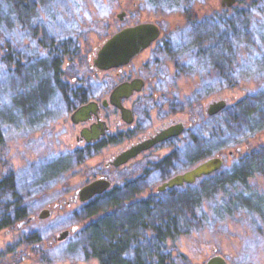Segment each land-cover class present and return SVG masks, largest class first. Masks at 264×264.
<instances>
[{
  "label": "rangeland",
  "instance_id": "rangeland-1",
  "mask_svg": "<svg viewBox=\"0 0 264 264\" xmlns=\"http://www.w3.org/2000/svg\"><path fill=\"white\" fill-rule=\"evenodd\" d=\"M220 1L201 0L200 4L197 3L195 10L191 3L188 6L196 14L198 22L202 26L208 27L207 31L200 30L201 33H205V37L212 33V27H214L212 26L214 22L213 17L218 19L222 16L230 19L233 14L245 11L249 13L251 41H254L251 45H242L240 47L244 63H242L238 74L239 77L235 73V78L231 79L232 87L228 86V83L221 85L219 80H216V86L210 87L207 82L205 83L200 80L201 67H195L193 62L190 63L191 51H188L189 39L187 40L185 36L186 33H192L193 31L188 24L183 23L182 7L168 10L164 7L165 0H142L140 1L142 6L141 12L135 21L153 19L161 27L162 33L167 40L165 44L167 53H163L164 55L161 57L160 64L158 65V74L165 79L163 84L162 82L161 84L159 83V86L168 95V100L166 99V101L172 103L175 101L177 103V113L175 115L181 119L187 118L190 122L196 117L197 120L191 125L192 131L195 135L201 136L202 139L208 140V148L211 154L209 157L216 155L222 157L223 164L218 171L225 173L230 169L231 163L240 162L238 160L244 154V150L234 148L237 145L243 144L242 142L239 143V141L249 140V142H253L252 145L261 143V141L264 142V129L257 131L256 128L247 133V128L240 126L230 131V133L238 132L240 135L237 133L236 137L231 136L227 130L231 117L230 110L228 112L222 109L220 112L212 115L213 117H210L207 115V108L212 102L219 99H224L226 101L225 106H227L243 99L246 94L255 93L257 90H264V84L259 85L264 76V0H260V4L257 3L256 5L250 4L253 0H238L231 7L222 6ZM78 4H80L81 8H84L81 11L84 13L86 24L83 38L79 43V59L70 64V67L66 69V77L69 80L73 77L94 76L88 68L89 54L93 52L95 46L101 44L102 40L132 22V14L129 12L126 0H78ZM123 11H128V15L126 12L122 16V19H119L118 14L123 13ZM233 21L235 20L233 19ZM28 32L29 29L27 27L22 30L23 35ZM219 32L221 33V29ZM226 33L227 31L225 30L224 34L226 35ZM213 39L212 37H206L207 43L201 46L202 49L210 53L214 50H218V52L223 51L219 49L218 43L215 44L216 39ZM208 52L200 57L201 63L206 61L207 57L209 59L210 53ZM6 56L0 57L1 112L7 111L5 108L9 104L10 88L14 87V82L20 87L24 78H26L24 66L19 65L15 67L13 64L9 65V60ZM6 67L9 70L5 74L2 72V68ZM49 98V100L53 101L55 96ZM39 105L40 108H36L37 115H39L37 121L41 118L45 119V116H40V114L42 113V109L46 108V105L44 103H40ZM165 108V112L170 111V106H165ZM154 110L151 111L152 115H156V110ZM10 113L14 116L12 120L16 122L2 129L4 144L0 146V157H7V167L10 170L6 171L9 174H15L17 189H29L30 186L34 188L33 184L36 187V183L41 181L46 182L50 177V173L43 172L42 170L45 162L34 165V160L39 158H47L49 160V157H60L63 155L70 158H68V164L65 166L64 175L57 181L51 182L53 194L47 197L48 201L52 200L59 203L67 201L71 197L73 190L92 178L98 169L108 174L113 173L115 179L123 176V182L130 180L131 176L136 173L149 172L150 174L144 178L141 185H139L140 182L136 184L139 185L138 187L148 185V188L151 187L155 190L156 186L170 176L194 167L199 160L201 162L206 159V156L194 159V145L182 140L183 137H181L175 145L170 147L164 145L160 148H153L147 151L140 158L134 160L133 164L130 163L113 171L107 170L104 168V165L118 150L117 147L85 149L84 157H79L78 160V158L70 153L71 149L64 147L61 142L57 143L55 141L56 139L53 134L52 139H50L45 134L46 132L37 133L39 130L35 128V125L32 127L28 126L26 123L27 118L19 116L17 111H10ZM226 116L227 120L221 123V125H224L227 132L222 137L217 136L215 139H212L211 136H208L210 129L213 126L218 127L221 120L226 119ZM260 124L262 125L261 122ZM236 142L237 144L233 145ZM230 151L233 152L232 155L229 154ZM161 161L170 165L168 171L165 173L152 169L154 166L151 163H162ZM211 177L208 180L205 179L206 181L202 180L204 177H200L195 181V186L192 187L198 189L203 182L210 186L207 191H203L204 197H199L201 205L198 207H191L186 204V198H184V194L181 191L189 188L177 186V188L180 187L181 189L158 192L156 197L158 201L151 203L158 205L157 209H147V211L149 210L146 220L148 223L160 222L164 226L171 227L173 225L175 229V231H170L169 234H166L163 243L160 245V253H164L167 257L165 264H205L214 255H220L228 264H264V223L259 222L254 215L240 211L241 209H238L240 208L239 201H236V204H232L233 214L228 215L220 212L219 207L222 205L223 197L219 196L217 199V195H223L225 190L224 187L219 188L220 184H216V186L214 182L218 181L222 176H218L217 179ZM130 182L127 181V183ZM250 182L252 184L254 182L258 188H262L263 181L260 174L256 173L254 177H250L248 183ZM130 185L134 189L130 191L124 189L123 196H120L118 192L116 194L111 192V197L122 199L125 196V199L129 201L136 191L134 184ZM235 185L240 186L241 184L233 183L234 187ZM228 186L229 188H234L230 184ZM192 191L196 190L192 189ZM108 195H103L96 200L94 199L88 203V207L90 209L94 207L98 209L102 208L107 203ZM231 195L235 196L236 193L233 192ZM143 196L145 195H135L133 199H139ZM189 209L193 210L191 214H187ZM61 211L66 213L67 221L64 222L66 225L61 228H53L54 233L61 232L65 227L76 224L77 219L84 214V212L82 213L79 210L77 205L69 209L64 207ZM79 237V233L76 232L63 242V247L68 249L67 252L61 250L62 245L59 246L60 250H53V264L63 262L65 264H95L93 259L83 260L78 255ZM154 244L155 242L149 241L147 245L148 253H151L152 248L156 247Z\"/></svg>",
  "mask_w": 264,
  "mask_h": 264
},
{
  "label": "flooded vegetation",
  "instance_id": "flooded-vegetation-1",
  "mask_svg": "<svg viewBox=\"0 0 264 264\" xmlns=\"http://www.w3.org/2000/svg\"><path fill=\"white\" fill-rule=\"evenodd\" d=\"M126 1L129 12L132 14V22L127 26H134L143 22L154 23L159 28L158 37L138 52L127 64L107 70L98 69L93 65V59L100 44L95 46L93 52L88 56V68L94 76L73 77L70 80L67 77L60 79L55 87L56 98L53 101L49 100L45 104L46 108L41 111L40 116H45V119L41 118L39 121L37 119L35 121V128L39 130L37 133L46 132L45 134L50 139H52L53 134L55 141L61 142L64 147L71 149L70 153L78 160L79 157H84L85 149L117 147L118 150L104 165L105 169L112 171L130 163L133 164L134 160L153 148L175 145L181 137L188 143L194 141L195 134L191 125L197 120L196 117L192 122L188 121L187 118L181 119L175 115L177 103L166 101L168 95L159 86V83L162 82L163 84L165 79L158 74L161 57L164 55L163 53H167L166 37L163 35L159 24L153 19L135 21L140 15L142 7L140 1L142 0ZM179 1L185 4L191 3L195 10L197 3L200 4L201 0ZM237 1L235 0L231 6ZM126 12L128 15V11ZM126 12L123 11L120 14L124 16ZM119 87L122 88L117 92ZM111 99L117 100L120 106L113 104ZM87 104L92 105L91 110L82 118L73 121L71 115L79 107ZM165 106H170L169 112H165ZM151 109L156 110V115L151 114ZM176 124L183 125V130L178 135L154 143L148 149L140 151L118 166L111 164L118 154L145 140L152 139L161 130ZM28 126L34 125L28 124ZM66 157L69 158V156ZM7 162V157H0V264H53V250H60L59 246L76 232L80 235L78 238V255L81 259H93L95 264H103L99 254L88 243L91 224L113 226L116 240L124 242L120 247L119 256L127 264H165L164 258L167 260V257L164 253H160V245L166 236V230L164 224L160 222L148 223L146 221L149 215L147 209L158 207V205L151 204L158 201L156 199L158 192L176 191L186 187L189 189L181 191L182 194L186 195L187 192L192 191L191 186L199 179L193 183H184L180 185L181 188L174 186L160 189L164 182L189 170V168L170 176L153 190L151 187L148 188V185L138 187L144 178L150 174L149 172L136 173L131 176L130 180L123 182V176L115 179L113 173L108 174L98 169L92 178L73 190L67 201L59 203L47 200V197L53 194L51 183L54 181L53 179L48 178L46 182H38L36 187L33 184L34 188L30 186L29 189H17L15 174H9L6 171L8 170ZM42 162H45V165L49 167L50 160L47 158L34 160V165ZM161 162L150 163L154 166L153 170L165 173L170 165ZM95 179L107 180L109 187L87 200H80L78 190ZM127 181L131 182L127 183ZM137 182H140L139 185L136 184ZM130 184H134L136 191L131 199L129 198V201L125 199V196L122 199L111 197V192L115 194L118 192L120 196H123L124 189L128 191L134 189ZM128 185L132 187L129 186V188ZM107 194L109 195L105 206L99 209L88 207V203L103 195L107 196ZM135 195L145 196L133 199ZM126 201L128 202L126 203ZM76 205L84 214L77 219L76 224L65 227L64 230H69V233L65 238L59 239L60 232L54 233L53 228H61L66 225L64 224L67 221L66 213L61 210L64 207L69 209ZM134 217H140V220L133 222L132 218ZM150 240L152 243L155 242L156 247L152 248L151 253H148L147 245ZM61 248L64 252L68 250L63 245ZM226 264L228 263L226 262Z\"/></svg>",
  "mask_w": 264,
  "mask_h": 264
},
{
  "label": "trees",
  "instance_id": "trees-1",
  "mask_svg": "<svg viewBox=\"0 0 264 264\" xmlns=\"http://www.w3.org/2000/svg\"><path fill=\"white\" fill-rule=\"evenodd\" d=\"M259 2L260 0H253L250 4L256 5L257 3L260 4ZM164 7L168 10L182 7L183 23L188 24L193 31L186 33L185 36L187 40L189 39L190 63L193 62L195 67H201V81L207 82L210 87H214L216 80H219L221 85L228 83V86L232 87L231 79L235 78V73L239 77L238 74L242 63H244L240 47L251 45L254 41H251L249 13L245 11L233 14L230 19L222 16L218 19L212 18L214 19L212 35L208 34L206 37L216 39L215 44L218 43L219 49L223 51L214 50L211 53L207 51L210 53V57L201 63L200 57L207 53L201 46L207 41L205 40V33H201L200 30L207 31L208 27H204L198 22L196 14L193 13L188 4L179 0H165ZM81 10L84 8L78 4V0H0V57L7 55L9 65L24 66V74L27 78H24L20 87L14 82V87L10 88L9 104L5 108L8 112L0 111V146L4 144L2 129L16 122L12 120L14 116L10 111H17L19 116L27 118V124L35 125L36 119L39 118L36 108H40V103L46 104L50 99L49 97L55 96L57 93L56 83L66 77V69L79 59V43L83 38L86 24L84 13ZM25 27L29 29V32L23 35L22 30ZM220 29L221 33L219 32ZM225 30L227 31L226 35L224 34ZM8 70V67L2 68V72L5 74L8 73ZM260 83L259 85L264 84V76ZM224 110L231 112L227 127L231 136L236 137L238 132L230 133V131L240 126L246 127L247 133L256 128L257 131L263 130L264 90L246 94L243 99L225 106ZM226 120L227 116L226 119L221 120L218 127L213 126L208 136H211L212 139L217 136L222 137L227 131L221 123ZM241 142L243 144L234 147L244 150V154L238 160L240 162L231 163L230 169L225 173L217 171L209 177L204 176L202 180H208L210 176L215 179L222 176L214 182L215 185L220 184L219 188L224 187L225 190L223 195H217V199L219 196L223 197L222 205L219 207L220 212L228 215L233 214L232 204L239 201L240 208L238 209H241L240 211L254 215L259 222L264 223V142L261 141V143L254 145L249 140L239 141V143ZM190 144L194 145V159L211 156L207 139L195 135L194 141H191ZM235 144L237 142L233 145ZM49 160V167L44 165L42 170L50 173L49 178L55 181L64 174L65 166L69 160L64 156H52L49 157ZM256 173L261 175L263 181L261 189L254 182L253 184L248 183V179L254 177ZM233 183L241 185L234 187ZM203 184L204 182L198 189L192 188L195 186L192 185L191 188L196 191L187 192L186 196L184 195L187 205L191 207L201 205L199 197H204L203 191L210 188L207 183ZM228 184L234 188H229ZM226 188L228 189L226 190ZM233 192L236 193L235 196L231 195ZM192 211L189 209L187 214H191ZM132 220L133 222L139 221L140 217H134ZM105 221L107 222V219ZM171 227L164 226L166 234L175 231L174 226ZM89 231L90 240L88 243L99 254L103 264H127L119 256L120 247L124 242L116 240L113 226L91 224ZM164 261L166 262V258Z\"/></svg>",
  "mask_w": 264,
  "mask_h": 264
},
{
  "label": "water",
  "instance_id": "water-1",
  "mask_svg": "<svg viewBox=\"0 0 264 264\" xmlns=\"http://www.w3.org/2000/svg\"><path fill=\"white\" fill-rule=\"evenodd\" d=\"M235 0H221L220 4L225 7H230ZM122 14V13H121ZM118 14V18L122 19V15ZM159 35V28L150 22H143L134 26H125L110 37L106 38L97 48L96 55L93 59V65L101 70H107L113 67H118L127 64L138 52L146 48L156 37ZM119 87L117 92L121 90ZM112 103L116 106H120L117 100L111 99ZM226 105L224 99H219L212 102L208 108L207 113L209 115L216 114L222 110ZM92 105L87 104L79 107L72 115L71 119L76 121L78 118H82L84 114L91 110ZM183 130L182 124L172 125L161 130L152 139L145 140L138 145L131 147L118 154L112 161L113 166H118L126 162L129 158L135 156L142 150L148 149L154 143L163 141L168 137L178 135ZM239 150V148H238ZM233 154L232 151L229 153ZM223 164V159L219 155L208 157L201 162L197 163L189 170L175 175L168 181L164 182L160 189L171 188L174 186H180L184 183H193L196 179L210 175L220 169ZM109 187V182L105 179H95L85 184L78 190V197L84 201L89 199L95 194L101 193L103 190ZM74 229V228H73ZM72 229V230H73ZM69 230H63L60 232L59 239H63L67 236ZM205 264H226V261L220 255H214L210 257Z\"/></svg>",
  "mask_w": 264,
  "mask_h": 264
}]
</instances>
